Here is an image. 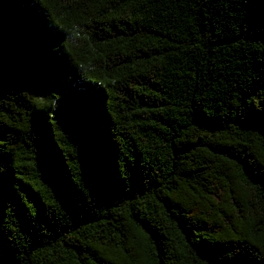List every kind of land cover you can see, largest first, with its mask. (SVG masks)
Here are the masks:
<instances>
[{"label": "trees", "instance_id": "trees-1", "mask_svg": "<svg viewBox=\"0 0 264 264\" xmlns=\"http://www.w3.org/2000/svg\"><path fill=\"white\" fill-rule=\"evenodd\" d=\"M0 264H264V0H0Z\"/></svg>", "mask_w": 264, "mask_h": 264}]
</instances>
